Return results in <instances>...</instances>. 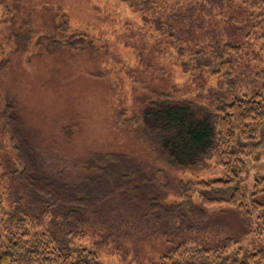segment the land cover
<instances>
[{
  "label": "trees",
  "instance_id": "1",
  "mask_svg": "<svg viewBox=\"0 0 264 264\" xmlns=\"http://www.w3.org/2000/svg\"><path fill=\"white\" fill-rule=\"evenodd\" d=\"M125 1L135 6L134 0ZM223 2L194 3L212 14L216 9L225 12ZM229 7L239 14L225 17L235 31L243 33L253 24L243 39H232L235 35L227 30L224 36H211L216 31L210 29L208 40L199 43L190 28L174 25L188 13L183 7L173 8L170 23L164 17L152 19L178 55L186 57L184 70L196 72L193 81L201 97L180 99L157 93L144 98L140 116H117V123L128 125L132 136L146 145L160 165L108 148L82 166H56L39 151L24 129L22 116L10 104L14 110L7 127L17 165L0 175V264H102L75 237L82 228L97 226L105 233L151 228L181 238L154 264H264L263 239L253 249L234 237L214 245L182 239L203 227L211 219L208 207L219 204L237 211L255 235L264 232V175L257 177L249 196L240 187L249 171L247 158L264 156V68H256L246 78L243 66L246 55L253 53L249 38L264 40V0H243ZM65 25L57 26L53 40L71 46L90 40L85 35L63 39L61 32L67 28L61 26ZM211 160L224 169L222 178L196 183L181 179L184 199L165 202L168 184L156 175L163 173V166L199 169ZM4 179L9 182L6 186ZM6 191L13 201L9 208ZM193 192L200 202L194 200Z\"/></svg>",
  "mask_w": 264,
  "mask_h": 264
},
{
  "label": "rangeland",
  "instance_id": "2",
  "mask_svg": "<svg viewBox=\"0 0 264 264\" xmlns=\"http://www.w3.org/2000/svg\"><path fill=\"white\" fill-rule=\"evenodd\" d=\"M195 1L134 0L135 6H131L125 0H0V175L17 165L7 127L8 115L14 110L11 103L39 151L56 166H82L96 152L108 148L160 165L146 145L132 136L128 125L117 123V116H140L144 98L157 93L180 99L201 97L198 83L193 81L196 72L184 70L186 57L178 55L152 19L164 17L170 23L168 15L173 8L183 7L188 13L174 25L190 28L201 44L208 40L210 29L216 31L211 36H224L227 30L235 35L232 39L240 40L253 25L238 33L225 19L239 15L229 6L243 0H224L225 12L216 9L212 14L198 8ZM63 24L61 27L67 28L61 32L63 39L85 35L90 40L72 46L56 42L52 35ZM249 39L253 53L244 59L246 78L256 68H264V40ZM247 164L249 171L240 187L249 196L257 177L264 175V156L247 158ZM161 169L163 173L156 175L168 184L166 203L184 199L181 179L196 183L224 176L215 160L199 169ZM9 182L4 179V186ZM9 193L6 191V208L13 204ZM191 195L200 202L197 193ZM208 210L211 219L182 239L214 245L234 237L250 249L256 241L264 240V232L255 235L230 206L212 205ZM129 215L137 218V214ZM75 237L78 244L94 251L102 264H154L181 239L151 228L105 233L98 226L82 228Z\"/></svg>",
  "mask_w": 264,
  "mask_h": 264
}]
</instances>
